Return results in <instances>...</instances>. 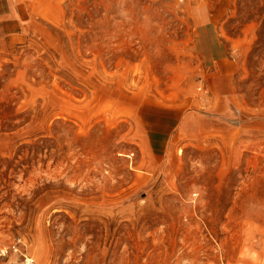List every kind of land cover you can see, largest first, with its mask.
Here are the masks:
<instances>
[{"label":"rangeland","instance_id":"rangeland-1","mask_svg":"<svg viewBox=\"0 0 264 264\" xmlns=\"http://www.w3.org/2000/svg\"><path fill=\"white\" fill-rule=\"evenodd\" d=\"M203 1H49L0 51V264H264V0L222 20L234 120L203 107ZM193 100L215 132L155 155L142 123Z\"/></svg>","mask_w":264,"mask_h":264},{"label":"crops","instance_id":"crops-1","mask_svg":"<svg viewBox=\"0 0 264 264\" xmlns=\"http://www.w3.org/2000/svg\"><path fill=\"white\" fill-rule=\"evenodd\" d=\"M49 1L56 0H0V51L12 47L14 43L23 42L26 33L40 18L46 19L45 11ZM230 0H204L197 5V14L192 15L194 21L193 49L204 67L201 80L206 95L202 99L205 110L214 111L218 115H225L230 120L236 116L233 108L239 105V91L237 78L240 74L241 61L238 57L242 41L225 36L221 29L223 17L228 10ZM237 52V53H236ZM0 59L5 57L0 54ZM3 62H0V66ZM189 108L167 107L149 117L150 130L143 125L147 136L161 139L160 145L150 146L157 155L167 152L175 137L193 138L195 136L209 137L215 128L207 127L208 116L196 108L197 101ZM192 104L195 106L193 107ZM206 111V112H207ZM234 114V115H233ZM250 124H253L251 122ZM222 120L217 117V140L222 139ZM254 127H247L253 129ZM152 129H157L152 131ZM212 129V130H211ZM152 137V139H153ZM149 140V138H148ZM161 147V148H160Z\"/></svg>","mask_w":264,"mask_h":264},{"label":"built area","instance_id":"built-area-1","mask_svg":"<svg viewBox=\"0 0 264 264\" xmlns=\"http://www.w3.org/2000/svg\"><path fill=\"white\" fill-rule=\"evenodd\" d=\"M17 250L16 248V244H12V246L10 248H5V247H1L0 246V257H6L8 255V253L11 251V250ZM32 262L29 261V260H26V264H31Z\"/></svg>","mask_w":264,"mask_h":264},{"label":"trees","instance_id":"trees-1","mask_svg":"<svg viewBox=\"0 0 264 264\" xmlns=\"http://www.w3.org/2000/svg\"><path fill=\"white\" fill-rule=\"evenodd\" d=\"M259 43H260L259 40H257V42H255L254 49H256L258 47Z\"/></svg>","mask_w":264,"mask_h":264}]
</instances>
